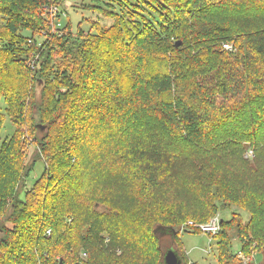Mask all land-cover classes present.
<instances>
[{
  "label": "trees",
  "instance_id": "16d2710c",
  "mask_svg": "<svg viewBox=\"0 0 264 264\" xmlns=\"http://www.w3.org/2000/svg\"><path fill=\"white\" fill-rule=\"evenodd\" d=\"M62 1L0 0V134L6 116L15 126L0 146V264H165L162 235L196 264L182 226L233 205L249 220L221 219L217 263L252 264L264 248V0H91L84 10L113 24L83 17L76 31L49 21Z\"/></svg>",
  "mask_w": 264,
  "mask_h": 264
},
{
  "label": "rangeland",
  "instance_id": "374dc122",
  "mask_svg": "<svg viewBox=\"0 0 264 264\" xmlns=\"http://www.w3.org/2000/svg\"><path fill=\"white\" fill-rule=\"evenodd\" d=\"M89 4H92L91 0H63L61 3L53 6L57 8L58 12L56 15L53 16L50 15L51 18H49V21L51 20L50 23L53 24V26L57 29H62L66 27L70 21L73 31L77 30L78 25L82 21L83 17H86L87 19L89 18L93 21L94 20L98 21L101 24L99 25L101 28L109 27L111 24H113V20L111 18L103 17L98 13H96L95 11L90 12L84 10V7ZM68 14H70V18H68L67 16ZM84 28L87 30L89 28V24H85ZM25 34L30 36V33H25ZM35 38H37L39 44H42L46 40L45 39L46 37H43L42 35L41 37L35 36ZM39 93L40 90H38V96ZM1 105L3 106V108L5 107L4 104ZM14 131H15V126L13 125L12 118H10V115H8L5 118V122L0 134V146L5 140H8L9 138L12 137ZM36 137H38L37 133H36ZM244 147L245 150L243 153V158L244 160H246L247 162L253 165L255 159V149L253 148V146H251L250 143H245ZM26 152H27L26 153L27 164H30L31 162H33V160L38 159L39 157V148H37V146L36 147L33 145L30 146L26 150ZM43 165L44 163L42 161L37 163L34 172L31 174L29 180L27 181L26 187L28 189H30L33 186L34 181L42 173ZM233 213H237L238 217L242 215L244 221L249 220L248 213L236 207L235 205H233L226 212H220L216 217L220 218V220L231 219L232 215H234ZM214 219L215 218H210L209 222L213 221ZM190 221L194 222V220H188L187 223ZM187 223H185L183 226H186ZM161 238H162L161 244L165 251L174 246L172 239L169 236L167 237L166 235H162ZM179 238L181 241L179 248L182 250V252L186 253L188 259L191 262L196 264H218L217 242L216 240L212 239L213 237L211 235L205 233L195 234V233L181 232ZM235 247L236 250L239 249L238 244H236ZM173 248L174 250H177V247H173ZM251 259L253 262L252 264H264V248L259 250L258 253L254 255V258Z\"/></svg>",
  "mask_w": 264,
  "mask_h": 264
},
{
  "label": "built area",
  "instance_id": "2783aa9c",
  "mask_svg": "<svg viewBox=\"0 0 264 264\" xmlns=\"http://www.w3.org/2000/svg\"><path fill=\"white\" fill-rule=\"evenodd\" d=\"M48 11L51 16L56 15L58 12L57 8L53 6L50 9H48ZM232 47L233 46L229 44L224 45V48L227 50H232ZM220 223H221V220L218 217H215L213 221L207 224H195L193 221H190L187 223L186 226H183L181 228V231L183 232L185 228L189 227L193 229H199L201 230L202 233L209 234L213 237L220 231ZM237 254L245 263H248L250 261V258L245 257L240 251H238ZM83 257H86L85 253H83ZM252 258H254V255L252 256Z\"/></svg>",
  "mask_w": 264,
  "mask_h": 264
},
{
  "label": "water",
  "instance_id": "95a60500",
  "mask_svg": "<svg viewBox=\"0 0 264 264\" xmlns=\"http://www.w3.org/2000/svg\"><path fill=\"white\" fill-rule=\"evenodd\" d=\"M181 46V42H177L175 44L176 48ZM164 263L165 264H183L182 259L180 258L178 252L174 249H169L164 255Z\"/></svg>",
  "mask_w": 264,
  "mask_h": 264
}]
</instances>
